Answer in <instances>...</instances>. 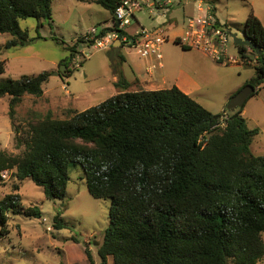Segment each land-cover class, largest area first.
Masks as SVG:
<instances>
[{"label": "trees", "instance_id": "1", "mask_svg": "<svg viewBox=\"0 0 264 264\" xmlns=\"http://www.w3.org/2000/svg\"><path fill=\"white\" fill-rule=\"evenodd\" d=\"M91 2L107 9L113 20L120 0ZM28 17L50 22L51 0H0V32L14 37L6 47L27 38L19 20ZM110 29L120 38L126 33L100 28L93 38ZM242 32L261 50L236 45L242 56L248 49L256 56L254 75L246 83L259 88L264 25L252 10ZM76 45L66 47L70 58ZM62 63L66 70L60 75H71L68 61ZM113 67L116 84L125 90L81 111L65 108L64 118L47 112L31 122L20 141L21 154L0 150V180L8 170L19 180L30 179L46 198L63 199L69 164L79 163L90 195L110 199L99 264H106L107 256L114 264H258L264 255V154L251 152L260 130L248 125L244 106L213 114L176 85L128 91L121 70ZM4 70L0 61V75ZM50 74L0 80L10 118L24 94H43ZM22 210L18 194L5 195L0 223L6 224L9 211ZM23 213L41 216L34 206ZM53 226H66L59 212ZM85 254L93 264L87 249Z\"/></svg>", "mask_w": 264, "mask_h": 264}, {"label": "rangeland", "instance_id": "2", "mask_svg": "<svg viewBox=\"0 0 264 264\" xmlns=\"http://www.w3.org/2000/svg\"><path fill=\"white\" fill-rule=\"evenodd\" d=\"M172 1L168 9L155 14L135 12L138 21L131 17L125 28L132 33L141 26L153 29L166 21L161 26L168 36L161 46L164 67L152 69L158 77L157 86H179L213 114L221 113L230 97L253 76V64L218 62L200 50L182 48L175 39L183 32L188 18L201 13L198 4L204 8L209 5L228 31L241 37L251 10L264 25V0ZM112 25L110 12L91 0H51L50 22L33 17L19 20L20 28L28 35L24 42L6 47V41L14 37L0 32V61L5 67L1 81L42 71L51 73L43 85V94H24L12 118L8 115L9 96L0 97V150L21 154L25 146L20 141L26 136L28 125L47 112L64 118L65 108L81 111L125 90L113 81V75H117L113 66L130 76L133 71L145 73L146 64L157 65L156 59L141 57L135 47L126 43L106 49L93 48L91 40L97 28H112ZM75 44L81 47L76 45L70 58L66 47ZM239 54L236 45L230 42L227 55ZM246 54L254 55L250 49ZM63 60L69 63V76L60 75L64 64H59ZM259 88L246 100L243 112L248 125L260 129L251 144V152L256 155L264 154V85ZM68 169L70 178L63 199L46 198L39 186L27 178L17 179L14 172L2 176L0 199L7 194H18L23 210L20 214L9 211L6 224L0 223V264H89L86 249L92 261L100 263L98 246L108 225L110 199L90 195L79 163H70ZM33 206L41 211V216L23 213ZM58 212L66 222L61 229L53 226V217ZM262 237L264 240V232ZM106 264H114L111 256H107ZM258 264H264V255Z\"/></svg>", "mask_w": 264, "mask_h": 264}, {"label": "built area", "instance_id": "3", "mask_svg": "<svg viewBox=\"0 0 264 264\" xmlns=\"http://www.w3.org/2000/svg\"><path fill=\"white\" fill-rule=\"evenodd\" d=\"M172 3V0H120L113 13L112 28L116 27V22H119L118 28L125 30L126 33L120 38L119 31L112 29L100 38H93L91 46L106 49L114 45V42L119 39L122 43L135 47L141 57L156 59L157 65L161 66V46L167 41L168 37L161 26L166 21L159 23L153 29L141 26L132 33L127 31L125 25L130 23L131 17L136 19L135 12L137 11L155 14L159 10L168 9ZM198 9L201 13L189 17L183 32L176 37L180 46L200 50L213 60L222 63L258 64L256 56L249 57L246 51L243 56L241 54L237 57L228 56V44L230 42L234 43L228 28L214 16L209 5L204 8V6L198 4ZM152 67H155V64H152ZM7 173L8 170H3L1 175L5 177ZM48 228L50 229V227Z\"/></svg>", "mask_w": 264, "mask_h": 264}, {"label": "crops", "instance_id": "4", "mask_svg": "<svg viewBox=\"0 0 264 264\" xmlns=\"http://www.w3.org/2000/svg\"><path fill=\"white\" fill-rule=\"evenodd\" d=\"M213 10V9H212ZM214 12V11H213ZM214 16H215V12H214ZM216 17V16H215ZM218 19V18H217ZM219 20V19H218ZM220 21V20H219ZM116 43H118V42H116ZM122 44V42L120 41V43H118V46L119 45H121ZM79 47H81V45H79L78 46V48ZM162 58H163V55H162ZM147 59V58H146ZM148 59H153V58H148ZM160 63H161V66H155V67H152V65H147L146 64V66H145V73H140V72H138V71H136V72H132V74L129 76V75H127L126 73H124V71H123V69L121 68V71H122V74H123V76H124V78H125V81H126V84H125V86L127 87V89L126 90H128V91H131V90H136V89H138V88H144V89H159V88H167V87H159V86H157V82H158V77L157 76H155V75H153V73H152V69H154V68H156V67H160V68H162V67H164V63H163V61H162V59H161V61H160ZM149 74H148V73ZM254 75V74H253ZM117 75L116 74H114L113 75V81L114 82H116L117 81ZM251 78V77H250ZM249 78V79H250ZM262 85H264L263 83L260 85V86H262ZM179 87V86H178ZM180 88V87H179ZM181 89V88H180ZM260 88H257V91L259 90ZM181 90H183L185 93H187L188 94V92L187 91H185L184 89H181ZM124 91V90H123ZM224 110V109H223ZM244 108H243V111H242V114H243V112H244ZM246 118V117H245ZM258 128V127H257ZM260 130V129H259ZM259 134V133H258ZM92 263L93 264H96V261H95V259H93V261H92ZM98 263V262H97Z\"/></svg>", "mask_w": 264, "mask_h": 264}, {"label": "water", "instance_id": "5", "mask_svg": "<svg viewBox=\"0 0 264 264\" xmlns=\"http://www.w3.org/2000/svg\"><path fill=\"white\" fill-rule=\"evenodd\" d=\"M116 27H119V22H116ZM100 30V27L97 28L96 33H98ZM232 40L235 45H245L248 47H251L252 49L256 50L257 53H260V49L256 47L248 38L242 34L241 37L237 36L236 33H231ZM120 43V40L117 39V41L114 42V46H118V43ZM62 70H64L65 65L61 66ZM56 75L59 73L56 72ZM257 91V88H255L251 83H246L243 85L240 89H238L229 99L226 108L229 110L235 109L237 107H242L245 105L246 100Z\"/></svg>", "mask_w": 264, "mask_h": 264}]
</instances>
